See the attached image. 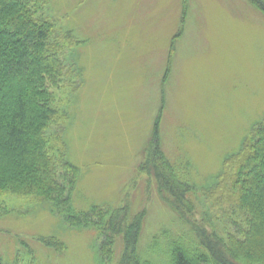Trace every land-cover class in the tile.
Returning <instances> with one entry per match:
<instances>
[{
    "label": "rangeland",
    "instance_id": "1",
    "mask_svg": "<svg viewBox=\"0 0 264 264\" xmlns=\"http://www.w3.org/2000/svg\"><path fill=\"white\" fill-rule=\"evenodd\" d=\"M30 6L55 23L53 41L65 54L53 93L63 113L66 161L78 167L74 212L124 202L130 214L144 210L143 246L162 229L177 228L142 170L158 119L162 151L189 173L198 220L235 232L237 214L231 219L217 199L232 172L224 159L264 118V14L249 0H44ZM51 236L60 251L40 240ZM100 242L96 230L67 225L35 198L0 194L4 264H115L119 240L108 260L100 257Z\"/></svg>",
    "mask_w": 264,
    "mask_h": 264
},
{
    "label": "trees",
    "instance_id": "2",
    "mask_svg": "<svg viewBox=\"0 0 264 264\" xmlns=\"http://www.w3.org/2000/svg\"><path fill=\"white\" fill-rule=\"evenodd\" d=\"M42 1L0 0V194L35 198L67 225L93 228L103 260L111 257L119 240L115 264H264V118L224 159L232 172L225 174L228 186L217 202L231 219L237 214L233 233L198 220L189 173L162 151L158 119L142 170L152 176L177 228L162 229L143 246L144 210L130 214L124 202L114 209L94 206L74 212L71 196L78 167L66 161L63 113L54 106L53 93L62 81L65 54L63 45L53 41L55 23L37 17L30 6ZM249 2L264 14V0ZM56 239L40 240L55 249L62 246Z\"/></svg>",
    "mask_w": 264,
    "mask_h": 264
}]
</instances>
